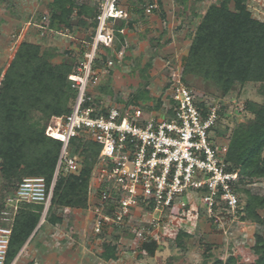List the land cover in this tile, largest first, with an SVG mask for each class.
Listing matches in <instances>:
<instances>
[{
	"label": "rangeland",
	"instance_id": "1",
	"mask_svg": "<svg viewBox=\"0 0 264 264\" xmlns=\"http://www.w3.org/2000/svg\"><path fill=\"white\" fill-rule=\"evenodd\" d=\"M52 1L0 0V83L22 42L36 45L39 56L52 65H69L73 71L82 61L83 42L90 41L93 34L90 19H81L75 11L69 26L50 27ZM97 1L91 0V4ZM220 1L121 0L128 17L120 27H116L119 22L111 25L114 44L108 51L105 48L99 51L113 62L93 68L94 74L87 86L96 107L133 106L165 116L170 107V88L179 79L193 90L201 107L219 105L215 143L228 145L233 130L246 126L254 117V109L264 106V82L235 84L223 93L215 82L200 74L182 71L205 11ZM149 4L156 7L147 12ZM245 4L253 18L264 21V0H246ZM142 92L143 97L135 99ZM30 117L37 120L42 115L31 111ZM45 122L43 118L41 123ZM53 134L59 137L56 132ZM76 157L78 168L74 173L82 165L81 156ZM97 166L96 159L90 172L86 206L52 208L53 215L61 218L55 224L46 221L45 214L42 218L41 213L35 229L9 264H252L257 258L253 247L256 235H262L261 225L236 217L225 219L224 228H220L205 219L199 210H191L182 219H165L147 241L133 242L130 228L116 231L115 258L103 259L100 256L103 243L111 241L113 231L96 235L92 230L90 209ZM26 177L32 176H23L21 180ZM18 182L14 179L8 184L0 171L1 224L5 222L4 211L9 217L18 210V205L9 206L6 202ZM247 182L264 195V176ZM240 200L245 201L241 192ZM194 204L199 205L196 198ZM258 212L264 214V210Z\"/></svg>",
	"mask_w": 264,
	"mask_h": 264
},
{
	"label": "built area",
	"instance_id": "2",
	"mask_svg": "<svg viewBox=\"0 0 264 264\" xmlns=\"http://www.w3.org/2000/svg\"><path fill=\"white\" fill-rule=\"evenodd\" d=\"M155 7L149 4L146 10ZM127 17L121 0L97 1L91 40L83 42V59L67 76L76 92L70 112L51 116L45 127L46 135L61 142L51 182L47 185L42 176L23 178L6 202L9 206L40 203L43 218L59 172L78 168L68 145L72 137H80L99 146L90 209L94 234L130 228L133 242H143L157 233L165 219H182L191 210H199L213 225L224 228L225 219L238 217L242 205L237 189L240 176L225 160L227 144L215 143L219 105L201 107L193 90L179 79L170 88L165 116L133 106H111L100 112L86 104L91 100L87 86L94 74L93 61L100 48L114 44L108 23ZM7 214L4 211L5 222L0 224V264H4L14 216Z\"/></svg>",
	"mask_w": 264,
	"mask_h": 264
},
{
	"label": "trees",
	"instance_id": "3",
	"mask_svg": "<svg viewBox=\"0 0 264 264\" xmlns=\"http://www.w3.org/2000/svg\"><path fill=\"white\" fill-rule=\"evenodd\" d=\"M245 1L222 0L207 8L182 66L183 72L200 74L215 82L223 93L235 84L264 82V21L252 17ZM75 11L81 19H90L94 29L97 3L91 4V0H53L50 27L69 26L70 16ZM123 21H116L119 22L116 27H120ZM114 23H108V26ZM115 33L118 34L117 31ZM38 52L36 45L20 43L0 83V171L8 184L14 179L20 182L23 176H42L46 184H50L61 142L46 135L45 127L51 116L70 112L76 95L67 78L72 72L71 67L52 65ZM106 60L98 53L92 68L105 65ZM140 97H143V92L135 99ZM86 104L96 107L92 99ZM97 110L104 112L106 109ZM31 111L39 112L42 117L31 120ZM43 118L44 124L41 123ZM68 147L70 155L81 156L82 165L77 173L59 172L45 213V220L52 224L61 221L53 215L52 208L86 206L90 172L99 151L96 143L80 137H72ZM225 160L237 170L240 176L237 189L245 196L237 216L240 220L248 219L263 227L262 235H256L253 251L257 258L252 264H264V214L258 212L264 210V195L247 182L264 176V106L254 109V117L246 126L233 130ZM42 211L40 203L18 204L4 264H9L16 256L35 229ZM111 235V241L103 243L100 255L105 260L115 258L116 230Z\"/></svg>",
	"mask_w": 264,
	"mask_h": 264
}]
</instances>
